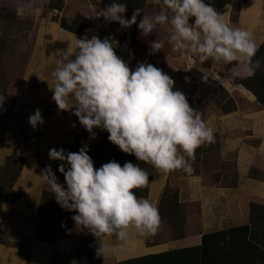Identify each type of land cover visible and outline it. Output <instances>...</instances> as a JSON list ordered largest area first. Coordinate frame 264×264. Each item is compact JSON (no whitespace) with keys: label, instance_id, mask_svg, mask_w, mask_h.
I'll use <instances>...</instances> for the list:
<instances>
[{"label":"crops","instance_id":"crops-1","mask_svg":"<svg viewBox=\"0 0 264 264\" xmlns=\"http://www.w3.org/2000/svg\"><path fill=\"white\" fill-rule=\"evenodd\" d=\"M98 1L82 0L73 6L88 18L94 13L93 6L100 11ZM203 2L221 14L230 27L251 32L258 46L264 41V0ZM21 6L24 9L33 8L32 2L22 1L15 10L18 11ZM159 10V6L153 5L151 0H145L142 14H154ZM39 24L41 28L34 37L33 48L15 88L17 98H22L24 102L21 125L25 138L18 149L24 157V164L15 184V189L20 190L22 195L14 203L4 202L1 207L0 264H108L197 245L204 233L245 223L250 201L264 202V106L250 90L237 82L244 76L239 73L235 63L228 67L211 60L203 64L198 60L194 62L195 58L190 53L176 50L167 42L161 49V55L156 57L154 53L150 54L152 41L134 35L139 40L134 44L137 55L150 57L156 62L155 65L177 68V72L170 76L175 81L173 90L198 97V88L188 75L190 68H196L226 90L227 98L233 100L234 110L223 112L224 99L218 98L209 99L200 111L206 125L216 134L219 149L211 147L203 152L195 165L199 173L192 175H187L183 170L165 175L157 173L153 166L143 161L133 162L144 170H151L153 174L147 196L143 198L155 202L158 207L164 187L178 191L181 207L175 216L177 222L170 224L160 216L161 225L155 235L141 236L130 232L124 241L117 240L115 236H106L103 242L112 251L105 258L96 255L99 241L94 237H80L81 230L76 228L74 221L72 234L68 236L50 242L35 239L40 197L43 190L49 191L41 174L50 162L49 149L63 148L66 152H72L76 143L97 145L101 142L99 136L94 139L90 137L75 115L57 109L49 88L51 72L55 68L56 58H61L60 53L71 51L76 39L85 35L90 39L95 34L88 35L89 30L81 35L67 31L60 27L59 19H41ZM136 27L133 33H136ZM158 39L159 36L155 40ZM114 51L123 60L126 59L127 56L120 54L116 48ZM135 63L133 66L128 64L130 69L137 66L138 63ZM214 74L219 79H215ZM186 76L190 78L189 81H185ZM36 109L41 110L44 122L33 129L28 118ZM74 122L75 127L72 126ZM10 152L8 144L0 145V163ZM50 214L53 217L50 231L62 229L69 212L58 204L57 209H50ZM59 218L60 221H56ZM161 232L171 233V237H158Z\"/></svg>","mask_w":264,"mask_h":264},{"label":"clouds","instance_id":"clouds-1","mask_svg":"<svg viewBox=\"0 0 264 264\" xmlns=\"http://www.w3.org/2000/svg\"><path fill=\"white\" fill-rule=\"evenodd\" d=\"M151 2L160 10L143 14L137 26L143 36H149L157 26L167 25V35L150 43V54L161 51L167 42L190 53L194 62L235 63L246 78L259 68L260 61L253 60L258 51L253 34L230 27L210 4L203 0ZM125 11L126 4L113 2L100 15L122 28L137 24L141 10L135 9L130 19L124 17ZM18 15H24L23 6ZM115 44L110 37L85 35L76 39L71 51L60 53L49 85L57 109L75 115L93 139L94 128L107 131L109 142L157 173L183 170L191 174L196 149L215 142L213 129L182 91L173 90L175 81L168 74L147 62L130 69L114 51ZM4 99L0 95V105ZM28 122L33 129L42 125L41 110L36 109ZM48 156L61 162L58 171L64 175V184L57 182L50 166L42 171V180L62 209L76 212L71 217L76 228L87 229L99 241L97 256L105 258L112 251L103 242L106 236L124 241L130 232L157 233L161 225L157 204L133 191L149 184L146 170L130 161L121 166L115 160L95 168L87 144L77 152L52 148Z\"/></svg>","mask_w":264,"mask_h":264},{"label":"trees","instance_id":"trees-1","mask_svg":"<svg viewBox=\"0 0 264 264\" xmlns=\"http://www.w3.org/2000/svg\"><path fill=\"white\" fill-rule=\"evenodd\" d=\"M124 3L126 11L124 17L130 19L135 9H140L141 13L137 17L143 16L142 11L145 5V0H99L98 8L104 10L109 4ZM61 28L81 35L84 31L89 30L87 19L84 14L75 13L70 19L61 17L59 19ZM100 38V34L97 35ZM137 39L133 37L132 43L136 44ZM6 41L0 37V95L5 97L3 104L0 105V141L7 143L12 151L6 155L3 164L0 165V219L3 216L2 204L4 202L14 203L17 201L21 192L13 188L14 183L20 175L24 164V157L19 154V146L25 138L24 129L21 125L22 111L24 102L19 100L15 95L6 94L3 87L10 82L7 77L9 71L6 67L8 57L5 54ZM253 60H259L260 66L256 69L255 74L250 78H242L237 80L245 88L250 90L263 106H264V41L258 46ZM129 65H136V61L127 56L124 60ZM143 62H146L145 60ZM155 66V61L150 62ZM228 64L226 66H231ZM188 75L195 82L199 95L186 96L191 107L197 111H201L204 104L210 99H224L223 112H229L235 109V105L231 98H227L226 90L209 76L200 72L196 68H190ZM96 136L101 138V143L98 145H88V155L92 158L94 167L101 166L110 160H115L121 166L125 162H134V155L123 153L118 146L109 142L107 131L94 128ZM215 142L210 145H203L196 149L195 160L191 161L193 171L191 174H198L199 169L195 166L201 159V154L207 152L209 148L214 147L219 149L217 136ZM84 144L82 142L74 144L72 152H77ZM212 149V148H211ZM61 162L50 160L49 165L52 171L56 174L57 182L64 183V175L58 171V166ZM149 173L148 181L153 179L151 170H146ZM148 187L143 189H134L133 191L138 197H146ZM181 205L178 202V191L164 187L161 194L158 210L161 217L167 219L170 224H175V216L178 213ZM57 209L58 203L53 194L47 190H43L40 197V206L36 220V230L34 238L43 241H55L58 237L68 236L72 234L73 220L72 216L75 211H68V218L64 219L63 228L54 232L50 231V222L52 221L50 209ZM56 221H60V218ZM80 237H94L87 229L81 230ZM108 264H264V202L250 201L247 211V220L245 223L233 226L227 229L217 230L204 233L201 236V242L197 245H191L181 248H174L162 252L150 253L136 257H130L121 261Z\"/></svg>","mask_w":264,"mask_h":264},{"label":"rangeland","instance_id":"rangeland-1","mask_svg":"<svg viewBox=\"0 0 264 264\" xmlns=\"http://www.w3.org/2000/svg\"><path fill=\"white\" fill-rule=\"evenodd\" d=\"M22 1H27L30 3L32 2L33 8L24 9V15L20 16L18 15V11L15 10V7L19 6V3H21ZM80 1L82 0H0V37L6 41L5 54L8 57L6 61V67L9 71L6 76L10 78V82H8L7 85L3 87V91H5L6 94L15 95L17 97V95L15 94V88L18 85V81L22 77L26 61L33 48L34 37L41 28L39 24L40 20H56L60 19L61 17L70 19L74 16L75 13H77V10H75L73 5ZM96 7L97 6L92 7L94 13L98 11ZM86 19L88 29H91L92 23L89 17H86ZM135 25L137 26L138 24ZM134 35L137 38H143V40L147 39L148 41H153L158 38V36L159 38H161L162 36L167 35V25L156 27L152 34L149 36H143L137 26L136 33H133V37ZM137 42H139L138 39ZM160 52L161 51L154 53L156 57H159L161 55ZM0 86H2V84ZM18 99L21 100L20 98ZM2 143L5 142L0 141V145H2ZM4 159L2 163H0V165L3 164ZM15 184L16 182L13 186L14 189ZM162 221L164 224H166L165 219L162 218ZM158 237L169 238L171 237V233L163 234L161 232Z\"/></svg>","mask_w":264,"mask_h":264},{"label":"built area","instance_id":"built-area-1","mask_svg":"<svg viewBox=\"0 0 264 264\" xmlns=\"http://www.w3.org/2000/svg\"><path fill=\"white\" fill-rule=\"evenodd\" d=\"M102 11L103 10L97 11L89 17L92 26L91 29H89V31L87 32V34H100V39L110 37L111 40L116 42L114 48H116L123 56H130L137 63L143 62L144 60L146 62H150V57H140L135 53V49L132 44L133 29L135 24H133L129 28H122L118 24V22L105 20L104 17L100 15ZM155 67L161 69L164 73L168 74L169 76L177 72V68L175 69V67L173 66L165 68L161 64H157L155 65ZM214 78L219 79V76L214 74Z\"/></svg>","mask_w":264,"mask_h":264}]
</instances>
